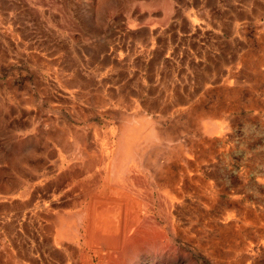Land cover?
Wrapping results in <instances>:
<instances>
[{
	"label": "rangeland",
	"instance_id": "374dc122",
	"mask_svg": "<svg viewBox=\"0 0 264 264\" xmlns=\"http://www.w3.org/2000/svg\"><path fill=\"white\" fill-rule=\"evenodd\" d=\"M9 50L59 84L92 221L0 199V264H264V0H0Z\"/></svg>",
	"mask_w": 264,
	"mask_h": 264
},
{
	"label": "crops",
	"instance_id": "0c3cea01",
	"mask_svg": "<svg viewBox=\"0 0 264 264\" xmlns=\"http://www.w3.org/2000/svg\"><path fill=\"white\" fill-rule=\"evenodd\" d=\"M32 57L42 56L17 55L11 50L0 53V199L4 204L14 197L22 199L19 213L10 211V216L20 222L19 231L26 230L24 222H32L30 231L35 236H42L39 229L50 222L52 228L59 229L55 221L71 215L74 232L67 233L70 242L76 237L79 221L85 225V234L92 221L89 210L80 207L72 190L76 174H84L86 179L91 163L76 159L79 151L73 134L58 133L59 84L51 73L33 64ZM44 90L52 109L45 108L48 100ZM23 188L26 193L21 192ZM34 200L39 204H33ZM76 212H83V217L76 218Z\"/></svg>",
	"mask_w": 264,
	"mask_h": 264
}]
</instances>
